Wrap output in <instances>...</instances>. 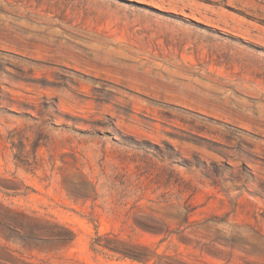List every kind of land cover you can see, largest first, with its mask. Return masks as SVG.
<instances>
[{"label": "rangeland", "instance_id": "1", "mask_svg": "<svg viewBox=\"0 0 264 264\" xmlns=\"http://www.w3.org/2000/svg\"><path fill=\"white\" fill-rule=\"evenodd\" d=\"M264 0H0V264H264Z\"/></svg>", "mask_w": 264, "mask_h": 264}, {"label": "trees", "instance_id": "2", "mask_svg": "<svg viewBox=\"0 0 264 264\" xmlns=\"http://www.w3.org/2000/svg\"><path fill=\"white\" fill-rule=\"evenodd\" d=\"M135 248L147 251V248L144 246L135 245V247H131L128 243L117 240L111 234L100 235L97 231L89 244V251L94 257L146 264V260L136 253Z\"/></svg>", "mask_w": 264, "mask_h": 264}, {"label": "bare ground", "instance_id": "3", "mask_svg": "<svg viewBox=\"0 0 264 264\" xmlns=\"http://www.w3.org/2000/svg\"><path fill=\"white\" fill-rule=\"evenodd\" d=\"M260 16H264V13H260V14H258L257 17H260Z\"/></svg>", "mask_w": 264, "mask_h": 264}]
</instances>
